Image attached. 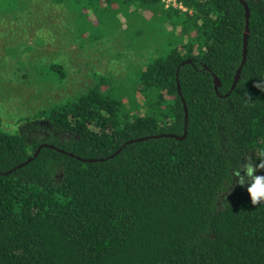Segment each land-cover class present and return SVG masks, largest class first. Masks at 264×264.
Instances as JSON below:
<instances>
[{
	"label": "trees",
	"instance_id": "1",
	"mask_svg": "<svg viewBox=\"0 0 264 264\" xmlns=\"http://www.w3.org/2000/svg\"><path fill=\"white\" fill-rule=\"evenodd\" d=\"M174 1L184 10L161 0H0V20L36 27L27 50L52 46L59 19L76 40L118 36L142 59L127 69V88L101 76L14 133L0 119V264H264V201L227 195L237 162L264 154V91L255 87L264 0ZM240 1L249 32L230 91L242 59ZM51 68L61 80L62 66ZM42 144L55 149L32 157Z\"/></svg>",
	"mask_w": 264,
	"mask_h": 264
},
{
	"label": "rangeland",
	"instance_id": "2",
	"mask_svg": "<svg viewBox=\"0 0 264 264\" xmlns=\"http://www.w3.org/2000/svg\"><path fill=\"white\" fill-rule=\"evenodd\" d=\"M6 19L0 20V119L9 132L14 133L21 120L31 119L42 108L85 92L98 77L114 76L120 89L127 88L132 84L127 69L133 71L142 62L141 50L129 41L107 35L100 42H81L69 32L71 24L59 19L55 23L62 24V33L52 46L42 43L36 50H27L25 43L35 37L36 27L23 19L19 23ZM45 35L43 31L36 34L42 39ZM56 65L63 68L61 80L50 69ZM134 96L139 103L140 94ZM124 102L128 103L127 98ZM230 191L228 196H244L247 185L241 186L236 178Z\"/></svg>",
	"mask_w": 264,
	"mask_h": 264
},
{
	"label": "clouds",
	"instance_id": "3",
	"mask_svg": "<svg viewBox=\"0 0 264 264\" xmlns=\"http://www.w3.org/2000/svg\"><path fill=\"white\" fill-rule=\"evenodd\" d=\"M255 87L264 91V78L255 84ZM230 164V168L233 165ZM264 169V154L259 158L258 163H247L243 166L239 162L235 165L233 175L237 178V182L241 185H247V192L250 196L251 204L257 205L264 201V175H255L258 170ZM243 172V174H241ZM233 178V176H231Z\"/></svg>",
	"mask_w": 264,
	"mask_h": 264
},
{
	"label": "water",
	"instance_id": "4",
	"mask_svg": "<svg viewBox=\"0 0 264 264\" xmlns=\"http://www.w3.org/2000/svg\"><path fill=\"white\" fill-rule=\"evenodd\" d=\"M240 3L243 5V8H244V16H245V25H244V32H243V38H242V59H241V63H240V66H239V68L237 69V71H236V74H235V76H234V81H233V83H232V86H231V88H230V91L235 87V84H236V82H237V80H238V77H239V73H240V70H241V67H242V65L244 64V61H245V56H246V46H247V38H248V32H249V29H248V18H249V11H248V8H247V6H246V4L244 3V2H242V1H240ZM213 82H214V89H215V91H216V89H217V87L219 86V81H218V79L214 76L213 77ZM178 92H179V89H178ZM228 94H226L225 96H227ZM186 109H185V106H184V111H185ZM185 113H186V111H185ZM185 118H186V115H185ZM184 133H185V131H184ZM171 137H174V136H171ZM176 138V137H175ZM179 139H181V138H179ZM142 139H138V140H133V141H141ZM131 142V141H130ZM130 142H128V143H130ZM43 147H47V148H51V149H55L53 146H50V145H45V144H42V145H40L37 149H36V151H35V153L33 154V156L32 157H35L37 154H38V152H39V150L41 149V148H43ZM117 153V152H116ZM115 153V154H116ZM115 154H113V155H115ZM113 155H111L110 157H113ZM32 159V158H31ZM31 159H29V160H27L26 162H24V163H22V164H19L18 166H16V168H20V167H22L23 165H25L26 163H28ZM83 161H86V160H83ZM88 162H91L92 160H87ZM14 169H12L11 171H13ZM11 171H9L8 173H10ZM7 174V173H6Z\"/></svg>",
	"mask_w": 264,
	"mask_h": 264
},
{
	"label": "built area",
	"instance_id": "5",
	"mask_svg": "<svg viewBox=\"0 0 264 264\" xmlns=\"http://www.w3.org/2000/svg\"><path fill=\"white\" fill-rule=\"evenodd\" d=\"M162 3L164 4L165 8H168V7H173V8H179V9H182V6L177 4L174 0H161Z\"/></svg>",
	"mask_w": 264,
	"mask_h": 264
}]
</instances>
